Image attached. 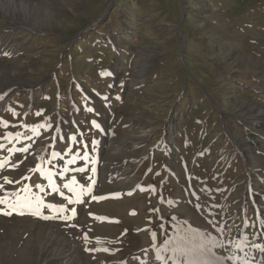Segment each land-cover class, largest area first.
<instances>
[{
  "label": "rangeland",
  "instance_id": "1",
  "mask_svg": "<svg viewBox=\"0 0 264 264\" xmlns=\"http://www.w3.org/2000/svg\"><path fill=\"white\" fill-rule=\"evenodd\" d=\"M14 4L28 11L0 13V264L47 261L19 263L5 240L32 223L70 254L48 264H234L223 235L264 218V0ZM81 187L104 198L76 202ZM25 196L41 215L11 207ZM212 241L222 260L205 263Z\"/></svg>",
  "mask_w": 264,
  "mask_h": 264
},
{
  "label": "bare ground",
  "instance_id": "2",
  "mask_svg": "<svg viewBox=\"0 0 264 264\" xmlns=\"http://www.w3.org/2000/svg\"><path fill=\"white\" fill-rule=\"evenodd\" d=\"M14 3H15V0H7V1L6 0H0V13L4 14V15H13V16H16L17 13H22V16L25 15V13L28 11L27 6L23 7L24 5L23 6L20 5L21 7H23L21 9V8L17 7ZM257 117H259V116H257ZM261 123L264 124V119L261 120ZM117 175L116 176L113 175L110 177L113 178L114 180H116L115 181L116 183L113 182L114 184L118 183L120 185L121 184L120 181H122V180H119L120 178H117ZM53 179H54L53 176L49 175V180L51 182L53 181ZM128 183H129V181H128ZM131 185H132V182H131ZM133 187H134L133 185L132 186L128 185L127 189L132 191ZM117 189L108 185L106 187V190H109L110 192L105 193L104 195L107 197H110V195H111V196H114V198H118V195H120V194L123 195V194L128 193L126 188H123L121 191H120V188H117ZM248 191H249L250 195L252 192H255L250 187L245 192H248ZM115 194H118V195H115ZM258 207H259V209L264 208V206H261V205H259ZM28 211H30V210H28ZM113 213L108 212L107 214L113 215ZM117 213H118V211H117ZM104 214H106V213H104ZM262 214H264V210L262 211ZM113 216H115V215H113ZM258 219L260 221V219H262V218L258 217ZM91 220L94 223H97V221L95 219H91ZM110 220H112V218H110L109 221ZM263 220H264V218H263ZM263 220L260 221L261 226L259 229L256 230V231H258V234H256V235H253L250 237H244L243 235H235V236H229L228 234L223 235L224 240L230 239V244L227 246H224V250H223L224 254H221L225 263H227L226 261H228V259H229L228 254H233L234 255V257H233L234 258V262H233L234 264H264V251L261 250V248H264V221ZM198 221L195 220V222L198 225L202 224V222L200 221L199 218H198ZM38 223H43V222L39 221ZM262 226H263V230L261 229ZM34 228H35L34 223H32L31 225H26L25 228L23 230H20V232L16 235L18 237H15V239L11 238L9 235L5 238V240L8 244H11L13 247H20L18 254L16 255V257H14L15 261L22 263L23 262L22 260L24 258H26L28 256V254L30 252H32L33 250H35V252H37V259L38 260L41 257L43 259L47 258L46 259L47 261H43L41 263L37 262L34 264H48L52 261L60 262L61 261L60 258L62 257V255H63V257H67L70 255L68 253L62 254L63 253L62 247L64 246L63 240H61V241L56 240V238L54 237L55 235L52 232H51L52 234L50 235L46 231V229H44V228L38 229L35 233ZM21 232L24 234H22ZM25 234L30 235L27 240L25 239ZM218 241H220V240H218ZM218 241H214V242L212 241L210 243V246L208 247V249L210 251L207 252L206 254H204V250L202 251V255L205 258V263L208 262L209 258H211V257H215V259H217L219 261L222 260L218 255H216L212 251V249L214 250L215 247L214 246L211 247L212 243L215 244ZM257 241H258V243L256 244ZM219 243L222 245V242H219ZM6 249H8V252L10 251L9 249L12 250V248H10V247H7ZM87 261H89V260H87ZM212 261H214V260H212ZM197 264H203V263L200 260L197 262Z\"/></svg>",
  "mask_w": 264,
  "mask_h": 264
},
{
  "label": "snow or ice",
  "instance_id": "3",
  "mask_svg": "<svg viewBox=\"0 0 264 264\" xmlns=\"http://www.w3.org/2000/svg\"><path fill=\"white\" fill-rule=\"evenodd\" d=\"M101 75L107 76V75H112V73H111V72H102ZM0 99H2V97H0ZM107 99H108V97H104V100H105V101H107ZM88 111H89V112H93L94 109L89 108ZM39 114H40V113H37V115H39ZM92 126L95 127V128H97V129L100 128V125H99L96 121H92ZM72 139L75 141V140H76V137L73 136ZM91 143H92L93 146H94V145L97 143V141L93 140ZM83 147H84L85 149H87L88 145H83ZM77 156H79V154H77ZM83 158H84L85 160H87V159L89 158V157H88V153H87V151H85V152L83 153ZM75 159H76V157H74L72 160H69L68 163H69V164L74 163V162H75ZM0 167H2V165H0ZM64 171L67 172L68 169L65 168ZM76 171H78V172H80V173H85V172H86V169L82 167V168L76 169ZM4 179H5L6 182H9V183L11 182V181H8V178H7V177H5ZM76 182H77V181H76V178L73 177V178L71 179V181H70L68 184H65V185H64V187L67 188L70 192H71V191H74V189H73V185H75ZM0 187H2V186H0ZM93 192H94V190H93L92 188H87V189H86V188H84V187H81L80 190H79V192L77 193V201H76V202H79V198H80V197H85L86 199H87V198H91V199H103V198H104V197H102V196H98V195H95V194H93V195H91V196L89 197V194H91V193H93ZM12 195H13V196H16V193H12ZM115 195H118V194H115ZM73 202H74V201H72V200H68V204H69V205L72 204ZM2 203H5V200H4V199H0V204H2ZM41 205H42V201H38V200H34V199H30V198H28L27 196H25V197H23V198H18V199L16 200V202H15L13 205H11V207H12L13 209L35 208L36 211H34L33 214H35V215H41V212H40V207H41ZM43 207H46V208H49V209H54L56 212L61 213V214H63L64 212H66V211L68 210V209L64 208L63 206H61V207H57V206L54 205V204L43 205ZM73 212H74V210H73ZM4 214L10 215L11 212H6V213H4ZM42 218H44V219H49L50 217H48V216H43ZM53 218H54V217H53ZM62 218L69 219L70 217H62ZM210 223H214V222L210 221ZM86 238H87V237H86ZM261 250L264 251V248H261Z\"/></svg>",
  "mask_w": 264,
  "mask_h": 264
}]
</instances>
